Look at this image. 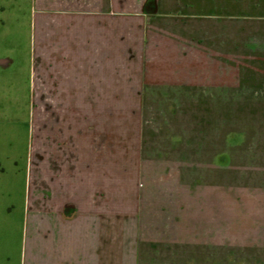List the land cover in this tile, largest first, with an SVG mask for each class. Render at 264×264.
<instances>
[{
  "label": "rangeland",
  "instance_id": "obj_1",
  "mask_svg": "<svg viewBox=\"0 0 264 264\" xmlns=\"http://www.w3.org/2000/svg\"><path fill=\"white\" fill-rule=\"evenodd\" d=\"M33 1L0 0V264H21L24 210L25 243L69 264H264V0H110L83 164L66 184L42 127L29 190Z\"/></svg>",
  "mask_w": 264,
  "mask_h": 264
},
{
  "label": "crops",
  "instance_id": "obj_2",
  "mask_svg": "<svg viewBox=\"0 0 264 264\" xmlns=\"http://www.w3.org/2000/svg\"><path fill=\"white\" fill-rule=\"evenodd\" d=\"M33 4L28 79V117L32 139L27 166L29 190L32 186L30 177L39 165L36 158L41 155L39 137L42 127L63 151L62 155L56 153V161L61 160V156L65 161L70 157L75 161V166L71 163L64 167L60 163V173L66 184L69 177L73 179L75 175L77 178L78 166L83 164V109L79 97L83 92L85 53L93 49L100 53V48L104 46L100 38L107 40L109 46L110 36H114L113 25L110 24L114 20L110 0H34ZM87 37L93 40L85 42ZM0 62L6 61L1 59ZM42 111H49L51 119L40 116ZM48 156L50 160L51 155ZM41 162L44 164V160ZM69 166L74 170V175ZM64 168L67 171L62 170ZM45 170V174H48ZM25 213L24 210L21 264H69L67 247H50L48 237L42 240L45 249L38 254L29 247L31 241L25 243V233L29 230L26 224L30 218L25 217Z\"/></svg>",
  "mask_w": 264,
  "mask_h": 264
}]
</instances>
